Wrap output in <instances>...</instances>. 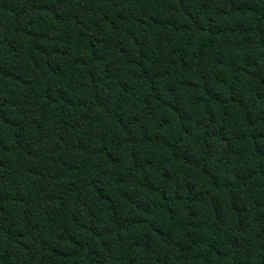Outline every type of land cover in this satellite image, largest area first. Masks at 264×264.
<instances>
[{
	"label": "trees",
	"instance_id": "trees-1",
	"mask_svg": "<svg viewBox=\"0 0 264 264\" xmlns=\"http://www.w3.org/2000/svg\"><path fill=\"white\" fill-rule=\"evenodd\" d=\"M0 264H264V0H0Z\"/></svg>",
	"mask_w": 264,
	"mask_h": 264
}]
</instances>
